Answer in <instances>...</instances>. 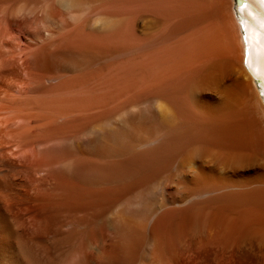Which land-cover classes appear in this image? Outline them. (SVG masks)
I'll return each mask as SVG.
<instances>
[{
  "label": "bare ground",
  "instance_id": "1",
  "mask_svg": "<svg viewBox=\"0 0 264 264\" xmlns=\"http://www.w3.org/2000/svg\"><path fill=\"white\" fill-rule=\"evenodd\" d=\"M0 264H264V0H0Z\"/></svg>",
  "mask_w": 264,
  "mask_h": 264
}]
</instances>
